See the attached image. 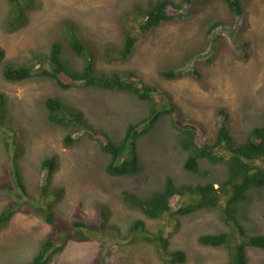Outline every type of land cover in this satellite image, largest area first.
Segmentation results:
<instances>
[{
	"label": "rangeland",
	"instance_id": "374dc122",
	"mask_svg": "<svg viewBox=\"0 0 264 264\" xmlns=\"http://www.w3.org/2000/svg\"><path fill=\"white\" fill-rule=\"evenodd\" d=\"M155 1L36 0L27 22L10 26L6 22L8 2L0 0V46L5 51L0 62V91L8 104L4 112L12 115V122L0 124V185L9 178L12 181L14 161L26 185V193L14 181L11 189L0 188V210L12 200L17 205L9 222L0 229V264H21L35 252L50 226L33 209L44 210V201L51 199H55L54 209L64 222L81 218L92 225L94 235L86 240L68 239L48 264H165L169 252L175 249L185 252L181 264H226L225 247L203 245L197 240L203 233L229 228L217 209L199 210L179 220L168 215L150 218L128 208L119 195L125 188L148 191L166 174L179 182L203 181L205 165L195 172L183 168L172 119L179 125L194 126L193 140L197 142L211 139L224 119L238 140L252 124L264 120V0H247L241 15L222 0H187L180 14L144 33L129 57L103 59L105 47L110 45L118 51L117 46L124 42V28L122 22L119 24L122 15L135 4L146 8ZM67 20L73 21L77 31L97 48L96 68L133 69L167 92L176 105L170 114L161 116L156 128L138 139L143 166L140 172L108 174L104 169L107 156L100 142L84 131L75 134L79 135L77 141L66 145L65 131L45 120L43 100L58 95L79 108L91 126L117 137L127 122L146 114L144 101L127 92L78 84L62 88L39 76L9 81L2 75L5 64L31 61L32 53L48 52L52 41H63ZM216 21L218 27L213 28L218 37L210 41L207 36L212 33L206 31ZM126 25L129 23L125 21ZM237 43H246L245 52L237 51ZM167 67L179 76L161 77L159 70ZM196 67L202 71L203 83L192 74ZM54 153L59 164L50 185L63 191L57 199L53 193L41 198L39 187L45 177L41 159ZM210 167L216 170L215 175L221 169ZM31 199L37 204L31 205ZM176 200L177 196L170 199L172 203ZM243 214L240 223L247 234H264V190L252 192ZM135 219L144 222L148 236L155 237L163 229L167 246L143 239L140 230L130 226ZM101 222H105L102 227ZM246 254L249 264H264V248L248 245Z\"/></svg>",
	"mask_w": 264,
	"mask_h": 264
},
{
	"label": "trees",
	"instance_id": "16d2710c",
	"mask_svg": "<svg viewBox=\"0 0 264 264\" xmlns=\"http://www.w3.org/2000/svg\"><path fill=\"white\" fill-rule=\"evenodd\" d=\"M6 1L9 7L6 22L10 26L25 24L29 11L37 5L36 0ZM186 1L156 0L146 8L137 4L133 5L119 19V24L122 22V28H124L121 30L124 42L121 46H117L118 51L114 50L113 46L108 45L109 47L103 49L104 53L101 57L107 61L129 57L144 33L164 21L171 20L174 15L180 14L178 12L183 9ZM222 1L235 14L241 15L247 0ZM125 21L129 23L126 27ZM65 23L67 27L64 26L63 41H52L48 52L32 53L34 59L31 61L5 64L2 72L3 77L9 81H23L39 76L52 80L62 88H69L78 84L101 90L131 93L139 100L144 101L146 114L127 122L121 132L122 134L117 137L91 126L82 111L66 103L62 97L49 95L43 100L45 120L65 131L63 141L66 145L77 141L79 135L75 134L84 131L89 138L100 142V148L107 156L104 169L108 174L113 176L133 175L142 171L143 166L138 155L137 141L141 136L149 133L151 129L156 128V123L161 116L170 114L171 108L176 107L172 97L167 92L161 91L151 81L144 80L133 69L105 71L96 68L94 61L97 58V48L91 46L77 31L73 21L67 20ZM218 24V21L214 22L206 31L212 33L211 36H207L210 41H216L218 37L214 34L213 28L218 27ZM245 46L237 43V51L239 53L245 52L243 51ZM4 57L5 51L0 46V62ZM77 58L80 59L81 66L79 67L76 63ZM42 63L45 65L43 66ZM159 74L164 78L179 76L172 67L160 69ZM192 74L203 83L204 78L199 67H196ZM5 106H8L7 99L4 93L0 91V124H4L6 121L7 123L12 122V115L4 112ZM171 122L177 130L175 140L183 155V168L195 172L205 165L202 173L203 181L179 182L172 175L166 174L162 181L157 182L156 186L151 187L148 191L123 189L119 195L121 202L128 208L139 210L150 218L168 215L169 219L174 218L176 220L199 210L217 209L221 218L229 224V228L203 233L198 236V242L203 245L225 247L227 249L226 264H249L246 246L264 248V234H247L240 222L244 216L243 212L248 207L252 192L264 190V120L252 124L238 140L224 119L216 128L214 136L202 142L193 140L196 129L190 123L182 122L179 125L174 119ZM58 164L59 160L56 153L41 159L40 166L45 170V177L44 183L39 187V197L47 198L50 193H53L57 199L62 193V187L53 189L50 185ZM12 166V181L15 182L20 191L26 193V185L17 162L14 161ZM210 166L221 169L215 175L216 170L210 169ZM12 181L9 178L4 185H0V188H13ZM173 196H177L178 199L174 203L170 201ZM37 201L31 199L30 204H37ZM44 202V210L36 207L33 212L40 215L48 223L49 230L39 241L35 252L21 264H48L55 254L63 250L68 239L86 240L94 235L92 225L81 218H73L68 223L64 222L54 209L55 199ZM16 208L15 200L1 208L0 229L9 222L17 210ZM103 224L105 222H101L99 226L102 227ZM130 226L140 230L143 239L158 244L161 241L163 247L167 246L165 244L167 239L163 237V229H159L160 234L151 237L146 235L144 222L141 219H135ZM185 258L186 255L182 249H175L169 252V260L165 264H181Z\"/></svg>",
	"mask_w": 264,
	"mask_h": 264
}]
</instances>
